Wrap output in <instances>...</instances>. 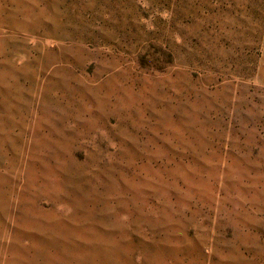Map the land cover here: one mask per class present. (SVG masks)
<instances>
[{"label":"rangeland","instance_id":"1","mask_svg":"<svg viewBox=\"0 0 264 264\" xmlns=\"http://www.w3.org/2000/svg\"><path fill=\"white\" fill-rule=\"evenodd\" d=\"M0 264H264V0H0Z\"/></svg>","mask_w":264,"mask_h":264}]
</instances>
